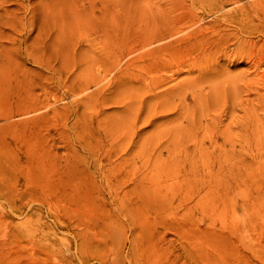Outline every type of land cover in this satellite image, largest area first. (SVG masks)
<instances>
[{"label":"rangeland","instance_id":"rangeland-1","mask_svg":"<svg viewBox=\"0 0 264 264\" xmlns=\"http://www.w3.org/2000/svg\"><path fill=\"white\" fill-rule=\"evenodd\" d=\"M210 1L0 0V239L30 245L21 264H264V0Z\"/></svg>","mask_w":264,"mask_h":264},{"label":"bare ground","instance_id":"bare-ground-1","mask_svg":"<svg viewBox=\"0 0 264 264\" xmlns=\"http://www.w3.org/2000/svg\"><path fill=\"white\" fill-rule=\"evenodd\" d=\"M196 2H199L201 4H205L207 2V0H195ZM222 1H226V2H223L221 4ZM220 3L222 6H227V4L229 5H235V9H237L241 14H244V13H247L249 14L251 11H249V9H253L254 6H255V2L254 0H212L210 1V4H218ZM231 3V4H230ZM223 7V8H225ZM228 8V7H227ZM257 11V10H255ZM229 12V11H227ZM157 15L159 16V11L157 10ZM163 15V14H162ZM156 18V17H155ZM146 27H144V29L142 28V34H143V38L145 41H149V42H154V40H157L159 37H164V35L166 33H168L170 31V29L166 26H164V22L161 20V19H155L154 23L152 24H149V23H146ZM143 25V24H142ZM147 42V43H149ZM192 94V93H191ZM170 157V156H169ZM173 157V156H172ZM204 158V157H203ZM168 159V158H167ZM176 159V157H175ZM205 159H207L205 157ZM172 160V159H171ZM203 160V159H202ZM175 161V160H174ZM203 162V161H202ZM205 162L207 163L208 162V159L207 161L205 160ZM213 162V161H212ZM214 164V163H213ZM212 164V165H213ZM215 165V164H214ZM195 167V165H194ZM218 169V168H217ZM194 170H196L194 168ZM194 172V171H193ZM189 173V172H188ZM192 173V172H191ZM190 173V174H191ZM202 173V172H201ZM213 173V172H211ZM195 174V173H194ZM198 174V173H197ZM215 174V173H214ZM212 174L211 177L214 175ZM202 175V174H201ZM199 175H197L196 177H199ZM205 176V175H204ZM191 177V175H190ZM189 176H187V179H180L178 180L177 182H179V185L182 186L183 184L187 185L188 183H191V178ZM194 177V175H193ZM195 177V178H196ZM201 177V176H200ZM210 177V178H211ZM205 178V177H204ZM201 181L202 183H205L207 186H211L213 181L211 179H204ZM208 178V177H207ZM213 178V177H212ZM217 179V178H216ZM196 181V180H195ZM193 182V181H192ZM194 183V182H193ZM217 183V182H216ZM198 184V182H197ZM220 184V183H219ZM217 183L216 186L219 185ZM192 185V184H191ZM194 185V184H193ZM192 185V186H193ZM188 186V185H187ZM208 186V187H209ZM215 186V187H216ZM185 187V186H184ZM214 187V188H215ZM209 190V189H208ZM211 190L213 191V189L211 188ZM211 191V192H212ZM209 193V192H208ZM206 195V194H205ZM208 195V194H207ZM207 198V197H206ZM205 199V198H204ZM209 201V200H208ZM208 203L207 202V205L208 206ZM211 203V202H210ZM211 205V204H210ZM213 208V206H212ZM21 235L23 238H25V232L22 231L21 232ZM30 245L28 246L27 244H25L24 248H21L20 251L22 250V254H20V252H18L15 248H14V245L11 243V242H8V241H4V240H1L0 239V264H21L23 262V258L26 257L28 258L29 254H30ZM9 256H12V258L10 259L11 261L8 260ZM25 261V260H24ZM24 264H28V263H24ZM42 264H47V261L46 260H42Z\"/></svg>","mask_w":264,"mask_h":264}]
</instances>
